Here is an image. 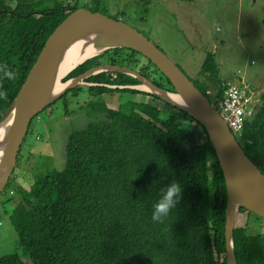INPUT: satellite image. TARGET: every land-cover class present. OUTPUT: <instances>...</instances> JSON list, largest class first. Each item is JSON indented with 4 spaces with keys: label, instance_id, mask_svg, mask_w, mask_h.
Returning a JSON list of instances; mask_svg holds the SVG:
<instances>
[{
    "label": "trees",
    "instance_id": "obj_1",
    "mask_svg": "<svg viewBox=\"0 0 264 264\" xmlns=\"http://www.w3.org/2000/svg\"><path fill=\"white\" fill-rule=\"evenodd\" d=\"M90 2L92 7L87 9L100 12L105 0ZM78 7L67 0H16L14 6L0 0V117L49 36ZM106 63L128 66L158 86L174 90L148 58L129 48L94 56L63 80ZM200 74L202 78L193 82L217 105L226 81L212 53L206 55ZM87 82L92 84L67 93L75 95L83 88L98 97L141 93L161 104L127 100L110 108L102 99L90 101L92 112L101 113L103 119L91 120L68 134L64 166L36 177L27 190L12 187L3 203L22 255L32 264H227L226 183L206 130L187 112L152 93L106 86L139 84L130 75L103 72ZM255 100L256 109L237 141L264 173V91ZM185 123L201 129L193 134ZM20 155L21 151L17 164ZM173 181L181 185L180 199L167 216L153 222L152 206ZM242 214L245 224L239 223ZM250 214L260 218L241 208L235 222L237 264H264V227L249 232ZM22 255H0V264H25Z\"/></svg>",
    "mask_w": 264,
    "mask_h": 264
},
{
    "label": "rangeland",
    "instance_id": "obj_2",
    "mask_svg": "<svg viewBox=\"0 0 264 264\" xmlns=\"http://www.w3.org/2000/svg\"><path fill=\"white\" fill-rule=\"evenodd\" d=\"M7 1L12 6L16 3ZM67 1L92 7L90 0ZM100 12L119 18L147 36L192 80L202 78V64L212 53L224 81L239 83L242 79L255 92L264 90V0H105ZM101 99L110 108H118L127 100L161 104L141 93L114 92L98 97L83 88L75 95L68 92L34 117L10 184L0 192V255H22L17 232L3 204L12 187L27 190L36 177L61 169L68 134L91 120L103 119L90 107V101ZM185 125L193 134L201 129L195 123ZM240 216L239 223L245 224L246 215ZM247 227L256 233L262 231L264 222L250 214ZM22 258L25 264H32L25 255Z\"/></svg>",
    "mask_w": 264,
    "mask_h": 264
},
{
    "label": "water",
    "instance_id": "obj_3",
    "mask_svg": "<svg viewBox=\"0 0 264 264\" xmlns=\"http://www.w3.org/2000/svg\"><path fill=\"white\" fill-rule=\"evenodd\" d=\"M78 44L82 51L92 47L99 53L115 48L133 49L148 58L169 79L174 90L158 86L128 66L107 63L63 80L73 69L92 58L82 60L61 76L73 46ZM103 72H118L136 78L139 81L136 85L106 86L152 93L187 112L206 130L226 183V263L237 264L233 234L235 222L241 208L264 219V173L246 155L217 108L173 60L137 29L102 12L78 7L59 24L47 39L18 94L1 115L0 126L10 117L12 120L0 139V192L14 171L33 118L68 90L91 85L87 78ZM59 83L64 85L60 90ZM174 95L181 98V103L173 98Z\"/></svg>",
    "mask_w": 264,
    "mask_h": 264
},
{
    "label": "built area",
    "instance_id": "obj_4",
    "mask_svg": "<svg viewBox=\"0 0 264 264\" xmlns=\"http://www.w3.org/2000/svg\"><path fill=\"white\" fill-rule=\"evenodd\" d=\"M255 98L256 92L247 81L241 79L239 83L227 84L219 107L221 116L234 134L239 133L244 122L253 115L257 101Z\"/></svg>",
    "mask_w": 264,
    "mask_h": 264
},
{
    "label": "clouds",
    "instance_id": "obj_5",
    "mask_svg": "<svg viewBox=\"0 0 264 264\" xmlns=\"http://www.w3.org/2000/svg\"><path fill=\"white\" fill-rule=\"evenodd\" d=\"M185 73V72H184ZM186 74V73H185ZM5 75H8V73H5ZM187 75V74H186ZM188 76V75H187ZM191 79V78H190ZM192 80V79H191ZM193 81V80H192ZM229 82H226V86ZM264 91V90H262ZM262 91H260L259 93L256 92V95H260V93H262ZM225 94V91H224ZM3 95V92H0V96ZM224 99V96H223ZM222 99V100H223ZM259 99V97H258ZM222 100H218L215 101L217 103V105L215 103L211 104L213 106H215L221 116L220 113V107H219V102ZM256 108V107H255ZM222 117V116H221ZM223 118V117H222ZM224 120V119H223ZM226 123V122H225ZM228 126V125H227ZM229 128V127H228ZM230 129V128H229ZM231 131V130H230ZM232 132V131H231ZM233 133V132H232ZM241 131L239 133L234 134V136L237 138L240 135ZM20 152V151H19ZM19 154V153H18ZM18 157V156H17ZM17 164V163H16ZM180 193H181V185L176 182L173 181L172 183H170L167 188L164 191V194L162 196V198L160 200H158L156 203L153 204L152 206V210H151V215H150V219L153 222H159L161 220L162 217H165L168 215L170 209H172L175 204L178 202V200L180 199Z\"/></svg>",
    "mask_w": 264,
    "mask_h": 264
},
{
    "label": "bare ground",
    "instance_id": "obj_6",
    "mask_svg": "<svg viewBox=\"0 0 264 264\" xmlns=\"http://www.w3.org/2000/svg\"><path fill=\"white\" fill-rule=\"evenodd\" d=\"M99 54L101 53H99L97 50H94L92 47H88L85 49V51H82L80 44L73 46L72 51L70 52L65 62L64 69L62 71L61 76L65 75L68 70H70L74 65L81 62L82 60L97 56ZM63 86H64L63 84L59 83L58 90H60ZM173 98L180 103L182 101L179 96L174 95ZM11 120H12V117H10L4 124L0 126V139L5 134L7 128L9 127L11 123Z\"/></svg>",
    "mask_w": 264,
    "mask_h": 264
}]
</instances>
